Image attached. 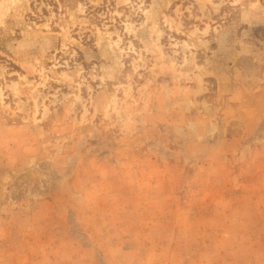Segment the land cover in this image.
Segmentation results:
<instances>
[{
	"label": "rangeland",
	"instance_id": "obj_1",
	"mask_svg": "<svg viewBox=\"0 0 264 264\" xmlns=\"http://www.w3.org/2000/svg\"><path fill=\"white\" fill-rule=\"evenodd\" d=\"M0 264H264V0H0Z\"/></svg>",
	"mask_w": 264,
	"mask_h": 264
}]
</instances>
